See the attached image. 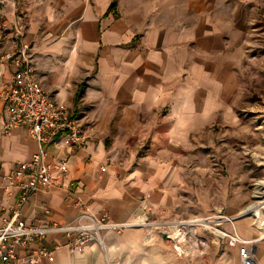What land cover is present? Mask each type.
<instances>
[{
  "label": "crops",
  "instance_id": "0c3cea01",
  "mask_svg": "<svg viewBox=\"0 0 264 264\" xmlns=\"http://www.w3.org/2000/svg\"><path fill=\"white\" fill-rule=\"evenodd\" d=\"M254 14L251 0H0V58L22 15L36 79L93 129L72 154L48 147L68 172L20 219L66 226L86 210L130 224L79 255L50 234L35 244L58 249L44 264H241L223 233L251 241L264 264V130L238 115ZM12 76L0 59V93ZM6 116L0 101V226L19 196L8 179L37 150L23 129L1 134Z\"/></svg>",
  "mask_w": 264,
  "mask_h": 264
},
{
  "label": "built area",
  "instance_id": "2783aa9c",
  "mask_svg": "<svg viewBox=\"0 0 264 264\" xmlns=\"http://www.w3.org/2000/svg\"><path fill=\"white\" fill-rule=\"evenodd\" d=\"M24 21L23 16L19 15L3 32L2 38L8 47L0 59L7 62L13 76L0 93V101L7 115L1 134L9 135L17 129H23L37 143V150L28 161L17 163L13 175L8 179V188L18 189L19 196L11 216L0 226V264L53 263L57 247L50 250L35 245L50 234H64L68 238L69 254L79 255L91 243L104 248L102 237L105 233L121 232L130 226L111 222L106 214L93 217L86 210L77 221L66 226L40 227L20 219V209L28 197L40 190L55 187L58 179L65 177L68 172L67 160L51 162L48 159V147L64 148L72 154L93 139L91 124L74 115L65 103L53 100L36 79L31 48L23 42ZM222 220L231 221L228 218ZM163 225L170 226L168 223ZM166 236L170 238L171 234ZM185 236L186 232L179 229L177 237L184 239ZM222 236L228 239V245H239L241 264H255L254 253L247 247L251 241L243 240L236 233H223ZM200 245L191 242V250H198Z\"/></svg>",
  "mask_w": 264,
  "mask_h": 264
},
{
  "label": "rangeland",
  "instance_id": "374dc122",
  "mask_svg": "<svg viewBox=\"0 0 264 264\" xmlns=\"http://www.w3.org/2000/svg\"><path fill=\"white\" fill-rule=\"evenodd\" d=\"M254 5V23L250 31L249 41L245 45V57L242 66L245 67V96L244 102L239 107L238 115L245 122L242 125H259L260 130H264V0H251ZM243 101V99H242ZM255 113L259 114L258 122L251 119ZM261 142H264V133H262ZM162 225V237L167 238V234H172L171 227ZM158 229V225L155 226ZM186 232V231H185ZM188 232L184 239H187ZM101 248V247H100Z\"/></svg>",
  "mask_w": 264,
  "mask_h": 264
},
{
  "label": "trees",
  "instance_id": "16d2710c",
  "mask_svg": "<svg viewBox=\"0 0 264 264\" xmlns=\"http://www.w3.org/2000/svg\"><path fill=\"white\" fill-rule=\"evenodd\" d=\"M112 7V6H111Z\"/></svg>",
  "mask_w": 264,
  "mask_h": 264
}]
</instances>
